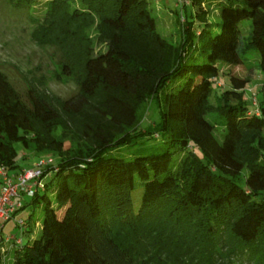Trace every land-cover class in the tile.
I'll return each instance as SVG.
<instances>
[{"label":"trees","instance_id":"16d2710c","mask_svg":"<svg viewBox=\"0 0 264 264\" xmlns=\"http://www.w3.org/2000/svg\"><path fill=\"white\" fill-rule=\"evenodd\" d=\"M7 1H41L30 38L53 50L76 88L69 97L30 81L19 90L0 73V167L20 168L16 143L57 157L30 196L41 207L40 234L29 236V214L13 264H223L221 253L264 264V0H188L198 27L190 32L184 20L177 44L155 30L146 0ZM243 19L262 73L255 106L243 97L247 77L228 69L243 63ZM219 71L229 88L212 104ZM149 102L158 119L141 127ZM140 137L163 138L113 154ZM242 168L243 186L234 179Z\"/></svg>","mask_w":264,"mask_h":264},{"label":"rangeland","instance_id":"374dc122","mask_svg":"<svg viewBox=\"0 0 264 264\" xmlns=\"http://www.w3.org/2000/svg\"><path fill=\"white\" fill-rule=\"evenodd\" d=\"M149 12L154 19L155 30L167 41L177 44L181 40L183 21H191L190 32H194L198 27L197 21L193 16V7L188 0H146ZM236 4L241 5L239 1ZM81 7V5H77ZM41 1L32 7L18 8L14 7L7 0H0V73L7 78L11 84L22 90L26 87L28 81L37 87H43L47 91L57 94L61 97H69L73 95L76 88L70 78L61 74L56 55L49 47L37 45L30 38V33L34 27V20L41 16ZM34 18V20H33ZM207 18L219 22V16L215 7L207 6ZM240 47L238 53L243 63L236 66H229L230 72L237 77H247V81L243 88V97L250 102V96H259L262 73L258 67V53L249 44L250 20L243 19L238 23ZM217 31V27L216 30ZM92 36L94 51H103L104 45L98 44L93 33ZM194 40V38H193ZM192 62L199 63L201 57L197 56ZM229 88L227 76L224 71L217 73L215 82L211 84L210 102L215 104L216 97L222 90ZM145 117L141 120L140 126L145 127L148 122L158 119L157 111L154 104L148 103ZM206 118L215 124L216 131L220 130L219 121L222 119L217 112L208 113ZM218 136V135H217ZM160 138L140 137L134 144L129 146H121L114 149L113 154H120L128 157L137 147L159 145ZM143 142L142 144H139ZM17 156L16 164L19 167H31L34 162L39 159L48 160L46 167L50 168L55 164L57 157L51 155H37L31 153L28 149L22 147L21 144L15 145ZM195 154L200 156V151L194 149ZM45 167V168H46ZM246 168H242L240 172L234 176V179L244 185ZM51 178V171L45 172L41 177V183H46ZM38 192L41 188H37ZM141 184L135 181L134 188L131 192L132 207L137 209L140 202ZM22 207L14 212L12 217L5 223L4 235H13L20 238L22 242L27 240V236L23 233V227L18 226V220H24L29 214L33 219L32 233L29 236H38L40 234L41 207L39 204L31 202L30 196L21 193L18 196ZM14 245L9 247L7 251H0V264H13ZM4 255V257H3ZM223 264H255L254 262H246L239 260L235 256L220 254Z\"/></svg>","mask_w":264,"mask_h":264},{"label":"built area","instance_id":"2783aa9c","mask_svg":"<svg viewBox=\"0 0 264 264\" xmlns=\"http://www.w3.org/2000/svg\"><path fill=\"white\" fill-rule=\"evenodd\" d=\"M250 102L252 105H256L255 95L250 96ZM47 164V159H39L31 167L22 169L14 178L0 167V230L4 222L9 220L15 209L20 206V202L14 201V197H18L20 193L31 196L37 188L42 186L40 179ZM22 223V220H18L16 224L22 226ZM20 243L21 239L13 235L0 236V251L4 250L2 245L11 247Z\"/></svg>","mask_w":264,"mask_h":264},{"label":"crops","instance_id":"0c3cea01","mask_svg":"<svg viewBox=\"0 0 264 264\" xmlns=\"http://www.w3.org/2000/svg\"><path fill=\"white\" fill-rule=\"evenodd\" d=\"M24 168H27V167H20V168H17V169H15V170H11V171H9V172H7V174L10 176V177H12V178H14L15 177V174L17 173V172H20L22 169H24ZM6 173V172H5ZM20 195H21V193H20ZM19 195V196H20ZM14 201H19V199H18V197H14ZM20 202V201H19ZM20 206H22V204H21V202H20ZM20 206L18 207V208H16L15 209V211L14 212H16V210L17 209H19L20 208ZM14 213H13V217H14ZM8 221V220H7ZM6 221V222H7ZM23 221V220H22ZM4 228H5V223L3 224V226H2V228H1V230H0V236H2V237H4V236H6V235H4ZM2 248L4 249V250H8L9 249V247L7 246V245H2Z\"/></svg>","mask_w":264,"mask_h":264}]
</instances>
